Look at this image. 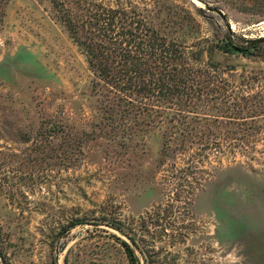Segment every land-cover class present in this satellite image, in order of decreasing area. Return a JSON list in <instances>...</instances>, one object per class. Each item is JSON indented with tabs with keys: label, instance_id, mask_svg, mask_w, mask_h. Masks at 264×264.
<instances>
[{
	"label": "rangeland",
	"instance_id": "rangeland-1",
	"mask_svg": "<svg viewBox=\"0 0 264 264\" xmlns=\"http://www.w3.org/2000/svg\"><path fill=\"white\" fill-rule=\"evenodd\" d=\"M3 9L0 264H129L115 236L129 240L105 218L134 237L139 264H264V134L249 154L230 155L220 138L222 149L205 158L195 144L161 156L157 128L121 146L120 130L113 137L94 124L100 96L61 20L108 45L126 29L125 10L167 41L212 48L220 65L249 74L264 60L216 44L264 36V0H9ZM54 121L63 124L57 134Z\"/></svg>",
	"mask_w": 264,
	"mask_h": 264
},
{
	"label": "trees",
	"instance_id": "trees-1",
	"mask_svg": "<svg viewBox=\"0 0 264 264\" xmlns=\"http://www.w3.org/2000/svg\"><path fill=\"white\" fill-rule=\"evenodd\" d=\"M8 1L0 0L1 16ZM115 12L119 14L118 9ZM121 12L126 29L113 32L112 28L108 45L93 40L94 34L80 33L76 22L61 16L93 74L91 91L100 96L97 108L101 115L94 123L99 131L116 136L115 130H120L119 144L130 146L157 128L161 130L163 157L175 156L176 150L188 152L195 144L205 158L207 149H222L220 138L230 155L236 149L248 154L254 150L264 134V68L236 74L238 64L220 65L213 59L212 48L182 47L167 41L136 14ZM248 41L225 35L216 46L223 53L264 60V43ZM204 51L208 53L206 61L202 60ZM62 128L58 121L49 126L56 134ZM73 148L68 152L74 153ZM81 222L72 220L69 227ZM103 222L129 240L115 236L129 264H139L130 244L137 246L131 233L114 218Z\"/></svg>",
	"mask_w": 264,
	"mask_h": 264
},
{
	"label": "water",
	"instance_id": "water-1",
	"mask_svg": "<svg viewBox=\"0 0 264 264\" xmlns=\"http://www.w3.org/2000/svg\"><path fill=\"white\" fill-rule=\"evenodd\" d=\"M196 1H200V0H196ZM204 7L206 9H208L209 11H212L214 13H217L221 17V19H222L223 22L226 21V17L224 15V13L219 8L212 7V6L208 5L207 3L204 4ZM248 43L249 44L264 43V36H261V37H258V38H254V39H249Z\"/></svg>",
	"mask_w": 264,
	"mask_h": 264
}]
</instances>
